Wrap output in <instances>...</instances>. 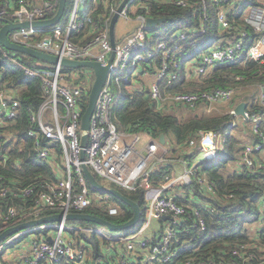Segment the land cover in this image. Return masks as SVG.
Here are the masks:
<instances>
[{
  "label": "built area",
  "instance_id": "obj_1",
  "mask_svg": "<svg viewBox=\"0 0 264 264\" xmlns=\"http://www.w3.org/2000/svg\"><path fill=\"white\" fill-rule=\"evenodd\" d=\"M1 1H5L6 5L0 8V19L5 18L6 22L8 20L32 22L51 18L59 7V0ZM124 1L73 0L68 13L66 14L65 11L57 24L44 27L31 25L17 28L9 33L12 41L57 55L61 59H90L107 64L114 50L110 26L114 15L116 13L119 15L115 27V56L97 99L91 126L87 131L82 129V116L85 110L83 103L94 83V71L87 67H69L70 69L66 70L61 63L43 66L39 62L37 66H24L28 76H41L43 96L40 107L31 112V125L27 134L33 139L36 157L51 160L54 172L59 177L22 188L1 187V197H7L9 194L14 196L21 194L24 197L30 195L33 196L34 202L29 207L10 205L5 212L0 211L2 222L0 235L6 229L13 227L5 228L14 217L19 215L24 217L29 210L35 214L30 220L43 217L40 215L43 206L59 208L61 212L69 213L72 210L83 211L91 207L94 202H99L110 215L120 214V205L110 198L109 193L94 191L90 187L83 170L84 164L88 165L96 176L127 190L136 189L141 180V185L146 188V219L139 230L127 235L112 233L103 225L82 229L79 226L69 225L66 219L26 227L7 235L0 241V264L12 260L18 264H42L44 261L57 263L64 259L72 264H95L89 259L87 249L82 244L76 243L72 235L74 229L88 233L96 231L103 238L125 243L126 252L117 255L118 264H130L128 258L131 255L137 256L138 264H170L174 261L184 247L180 232L175 225L187 214L188 209L177 201L176 193H170V190L197 181L206 193L216 194L215 186L212 181L200 174L199 162L187 160L183 161L185 169L182 173H173L160 185L153 184L150 181V173L156 164L165 160V156L158 154L162 146L160 139H152L145 148L147 154L141 153L135 145L139 136L135 135L132 142L126 141V132L121 131L114 120L117 102L115 82L120 80L121 73L134 74L136 70H142L140 63L152 62L157 55L161 57V63L157 68L155 81L148 87L157 108L165 110L170 104H184L189 108L214 114L226 106V110L222 113L232 115V127L240 125L246 131L248 128L240 121L251 124V129L247 132L251 137L245 142L239 165L241 169L261 172L264 182V158L261 156V152L264 151V110H253L246 101L247 107L244 113L237 114L236 107L242 100L237 98L234 87H215L198 92H173L163 88L162 81H167L169 85L178 78L184 50L182 41L188 37V31L178 30L171 39L152 44L153 36L149 29L152 27L147 25V18L154 16H148L140 8L146 1L151 0H127L119 10ZM159 1L172 2L181 7L196 5L195 0ZM211 1L216 9L220 30L234 34L232 37L212 42L213 45L209 48L202 49V46L197 45L193 48L186 61V68L189 70L187 78L197 83L203 82L211 75L216 66L234 62L244 51L247 59L264 63V0H259L260 4L251 5L245 13V20L254 25L256 30L263 32L247 49H245L249 36L247 28L238 26L230 18V9L234 8L238 0ZM101 2L106 8V11L99 15L102 20H92V14ZM201 2L199 31L204 32L209 13L204 4L205 0ZM103 15H106L104 19ZM119 21H122L120 27L117 26ZM81 31L86 32L84 37L75 40L74 32ZM8 50L4 51V57L19 62L18 52L10 53ZM145 72L149 73L146 69ZM258 88L257 101L264 105V84L258 85ZM0 98L1 131L16 118L20 101L1 87ZM85 132L88 143L83 158L82 136ZM224 142V134L207 130L201 131L198 138L190 141V145L192 147L200 145L201 162H203L216 159L220 150L224 148ZM56 143L62 148V162L57 161ZM7 156L8 153L0 141V162H4ZM194 214L198 220L199 230L204 231L206 223L202 218L201 210L196 208ZM166 215H169V218H164ZM154 221H160V225L154 228ZM186 264L193 263L187 261ZM197 264L213 263L201 261Z\"/></svg>",
  "mask_w": 264,
  "mask_h": 264
},
{
  "label": "trees",
  "instance_id": "obj_2",
  "mask_svg": "<svg viewBox=\"0 0 264 264\" xmlns=\"http://www.w3.org/2000/svg\"><path fill=\"white\" fill-rule=\"evenodd\" d=\"M195 2L194 7H181L172 2L151 0L140 6L141 11L148 16L168 17V20L163 23L149 28L153 36L152 44L171 39L178 30L188 31V37L182 41L184 50L178 69V78L169 85L167 81H162V87L173 92H198L215 87H234L238 99L248 101L249 107L253 110H264V105L257 101L256 96L259 89L258 85L264 84V63L255 59H247L246 51L234 62L216 66L211 75L203 82L197 83L188 80L189 70L186 68V61L197 43H206L201 47L206 49L213 45L212 42L232 37L234 34L220 30L216 19V9L211 0H205L204 4L209 13V19L206 21L205 31H199L201 26L199 13L202 2L201 0H195ZM72 3L73 0H67L66 14ZM255 4H260L259 0H238L234 8L230 9V18L238 26L247 28L249 32L245 49L263 34L245 20V13L248 8ZM5 5V1L0 2V8ZM105 11L103 2L99 3L91 19H101L99 15ZM105 17L106 15H103L102 18ZM5 22V18L0 19V28ZM85 33V31L74 32L73 38L80 40ZM5 50L7 48L0 40V87L15 95L19 99L20 105L16 118L0 131V141L8 153L6 160L0 162V188L4 186L22 188L38 185L42 181L59 177L54 172L51 160L36 157L33 139L27 134L31 125V112L40 107L43 96L41 76H28L24 66H37L39 62L43 66H52V64L21 52L17 53L20 61L14 62L12 59L4 57ZM8 52L14 53L13 50H8ZM160 63L161 57L157 55L152 62L143 61L140 63L141 71L145 72L146 69L149 74L156 75ZM65 69L70 68L65 67ZM121 76L114 86L117 94L114 120L119 129L129 133L145 132L157 139H160L162 133L165 135V145L168 147L167 152L170 155L166 154L165 160L156 164L151 171L150 181L153 184L160 185L173 174V159L183 158L187 161H193L197 158V155L201 153V147L200 145L192 147L190 141L198 138L201 131L213 130L225 135L224 148L220 150L218 157L214 160L203 161L200 164V174L213 182L216 194L206 193L203 186L197 181L177 187L175 197L177 201L187 207L188 212L175 225L177 231L180 232L184 247L170 264H186L187 261L193 264L201 261H209L213 264H264L263 175L257 170L253 171L247 168H234L224 171L230 162L240 159L245 141L239 138L235 131L242 127L240 125V127H232V115L228 113L209 114L203 110L201 114L198 113L199 109L189 108L184 104H170L165 110H160L151 98L147 85L134 86L136 77L132 72L121 73ZM88 98L89 95H86L83 103L84 108L87 106ZM175 106L186 107L196 113L188 118H181L171 112ZM55 145L58 149L57 161L62 162V148L58 143ZM97 178L103 181L98 175ZM141 182V180L138 182L134 190H127L116 184H110L137 202L142 211L141 219L136 225L120 231L109 230L110 232L127 235L142 227L146 219L147 200L146 188L141 185ZM88 183L94 191H97L89 181ZM109 195L113 201L120 205V214L110 215L108 211L96 205H92L83 211L72 210V212L92 213L114 223H123L132 218L134 215L133 207L115 195ZM33 202V196L30 195L27 197L21 196V194L0 196V211L5 212L10 205L29 207ZM196 208L201 210L202 218L205 220L206 229L204 231H200L197 225L198 220L194 214ZM61 211L59 208L43 206L40 215L47 216ZM34 215L29 210V213L24 217L21 215L14 217L5 228L30 220L35 217ZM68 223L82 229L102 226L90 220H68ZM72 235L77 244H82L87 249L89 259L95 264L99 262L118 264L117 255L126 252L125 243L103 238L96 231L88 233L74 229ZM128 259L130 264H138L137 256L131 255ZM4 263L18 264L14 260ZM42 264L72 263L64 259L62 262L44 261Z\"/></svg>",
  "mask_w": 264,
  "mask_h": 264
},
{
  "label": "water",
  "instance_id": "obj_3",
  "mask_svg": "<svg viewBox=\"0 0 264 264\" xmlns=\"http://www.w3.org/2000/svg\"><path fill=\"white\" fill-rule=\"evenodd\" d=\"M126 1L127 0H125L121 4L119 10L122 9V7L124 6ZM66 4H67V0H59L58 10H57L56 14L51 18L42 19V20H35L32 22L31 21L13 22L11 20H8L0 28V40H1L2 44L9 50H13V51H17V52H21L24 54L31 55L37 59L46 61V62L51 63V64L61 63L65 67H73V68L74 67L75 68L87 67V68H91L94 71L95 80H94V83L91 87V90L89 93V98H88V103H87V106H86L84 113H83V116H82V129L84 131H87L91 126V120H92V116H93V112H94V109L96 106L97 99L99 97V94H100L105 82H106L108 73L110 71L111 63H112L114 56H115V48H116L115 27H116V23H117V20L119 17L118 13H116L114 15L112 22H111V26H110V34H111V40H112V45H113L114 50H113L111 57H110L107 64H103L102 62H99L97 60H90V59H88V60H77V59H67V58L61 59L57 55L48 53L46 51H42V50L33 48L31 46H28V45H24L21 43L14 42L9 37V33L11 31L17 29V28L29 27L31 25L44 27V26H52L54 24H57L61 20L63 14L65 13ZM166 20H168V17H148L147 18V25L149 27H154L157 24L163 23ZM246 107H247V102L241 101L238 104V106L236 107L237 114H243ZM160 142L163 144L165 143L164 133H162L160 135ZM87 143H88V137H87V133L85 132L82 136V157L83 158L85 157ZM145 154H147V152H145ZM83 170H84V173H85L88 181L90 182V184L92 185L93 188L100 190V191H103V192H106V193H109V194H112V195H115L119 199H121L124 202H126L127 204L131 205L134 209V215L132 216V218H130L128 221L123 222V223H114V222H112L106 218H103L101 216H98V215H95L92 213H86V212L65 213V212H60V213H56V214H52V215L43 216V217L38 218V219L26 221V222L20 223L16 226L10 227V228L6 229L0 235V241L4 237H6L7 235H9L15 231H18L20 229L30 227L33 225H37V224H41V223L62 221L65 219L66 220H90V221H94L96 223H99V224L107 227L109 230H115V231H120V230L130 228L139 222V220L141 219L142 211H141L140 205L137 202H135L134 200L129 198L120 189H118L116 187L108 186V185L104 184L102 181H100L88 165L84 164ZM164 218H169V215L164 216Z\"/></svg>",
  "mask_w": 264,
  "mask_h": 264
},
{
  "label": "crops",
  "instance_id": "obj_4",
  "mask_svg": "<svg viewBox=\"0 0 264 264\" xmlns=\"http://www.w3.org/2000/svg\"><path fill=\"white\" fill-rule=\"evenodd\" d=\"M140 73V77L139 76H135V77H139V78H142L143 76H145V75H148L149 76V78L151 77V83L148 85V87L155 81V79H156V75H154V74H149V73H147V72H143V71H140L139 72ZM140 83V85H143V81H140L139 82ZM139 85V84H138ZM248 131H250V129H247L246 131L244 130V129H242V128H240L239 130H236L235 132L237 133V135L239 136V138H241V139H243L245 142L251 137L250 136V134L249 133H247ZM147 137H148V139L146 140V142H144V143H139V141H140V139H141V137L139 136V140L136 142V148L138 149V151L139 152H141V153H145L146 151H145V148H146V146L148 145V143L152 140V139H154L151 135H149V134H147V133H145V132H143ZM133 139H134V137L132 136V133H129V132H126L125 133V140L126 141H129V142H132L133 141ZM166 144V140H165V143L163 144V143H161V145H162V148L164 149V150H167L168 149V147L165 145ZM261 156L264 158V151H262L261 152ZM195 158H196V156H195ZM201 156H200V154H198L197 155V158L195 159V160H193L194 162H199L200 164L202 163L201 162ZM173 161H174V171H173V173L174 174H180V173H182L183 172V170L185 169V163L183 162L184 161V159L183 158H177V159H173ZM235 162H237V161H235ZM233 162H230L228 165H227V167L224 169V171H226V170H233L234 168L233 167H230L229 168V166L232 164ZM236 168H238V169H240L241 167H240V165H239V167H236ZM177 188H173L172 190H170V193H177ZM160 222V221H159ZM158 221H154V228H155V226L156 227H158L159 225H160V223H159ZM149 231H147V233H148ZM15 258H17V256L15 257Z\"/></svg>",
  "mask_w": 264,
  "mask_h": 264
},
{
  "label": "rangeland",
  "instance_id": "obj_5",
  "mask_svg": "<svg viewBox=\"0 0 264 264\" xmlns=\"http://www.w3.org/2000/svg\"><path fill=\"white\" fill-rule=\"evenodd\" d=\"M248 10H249V8H248ZM247 10V11H248ZM122 21H119V23H118V27H120L121 26V23ZM206 43H204V42H199V43H197V46L198 47H200V46H203V45H205ZM51 64V63H50ZM141 70H136L135 71V73L133 74L134 76H139L140 75V72ZM140 77V76H139ZM139 77H136V79H135V82H134V86H137L138 84H140L139 82L140 81H143V85H149L150 83H151V77L149 78V76L148 75H145V76H143L142 78H139ZM189 81H192V80H189ZM192 82H194V81H192ZM150 87V86H149ZM251 99V98H250ZM250 99H249V101H250ZM226 110V106H223L222 107V109H221V111L219 110V112H214L215 114H220V113H222L223 111H225ZM171 112L172 113H175L176 115H178V116H180L181 118H188V117H190L191 115H193L194 113H196L194 110H191V109H189V108H186V107H181V106H175V108L173 109V110H171ZM202 112H203V110H201V109H199L198 110V113H201L202 114ZM241 122V124L242 125H244V126H246L248 129H251V124L249 123V122H247V121H243V120H241L240 121ZM135 135H138V136H140L141 137V139H140V141H139V143L141 144V143H144V142H146V140L148 139V137L143 133V132H139V133H132V136L134 137ZM169 147H170V145H168ZM158 154H159V156H166V154L167 155H170L169 154V152H167V150H164L163 148H162V146L160 147V149H159V151H158ZM230 167H233V168H236V167H239V161H237V162H233L230 166H229V168ZM228 171V170H227ZM102 180L109 186L110 184H111V182H109L108 180H106V179H103L102 178ZM93 205H96V206H101L102 207V203H99V202H94L93 203ZM69 225H72V224H69Z\"/></svg>",
  "mask_w": 264,
  "mask_h": 264
}]
</instances>
